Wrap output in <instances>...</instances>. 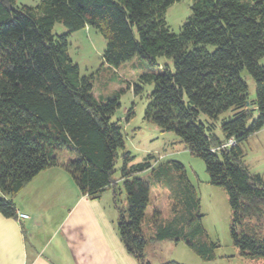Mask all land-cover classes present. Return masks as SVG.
I'll list each match as a JSON object with an SVG mask.
<instances>
[{"label":"trees","instance_id":"1","mask_svg":"<svg viewBox=\"0 0 264 264\" xmlns=\"http://www.w3.org/2000/svg\"><path fill=\"white\" fill-rule=\"evenodd\" d=\"M180 1L40 0L34 7H16L15 0H0L2 217L15 220L10 198L66 154L70 159L63 169L81 196L98 200L112 190L117 236L137 264H148V243L162 241L186 243L203 262L214 259L216 245L201 228L198 194L182 165L167 162L145 179L136 177L150 168L151 157L132 164L122 129L112 121L120 107L117 95L96 98L92 77L81 76L71 61L68 36L88 28L103 38L102 62L108 68L134 58L150 67H157L158 58L171 61V68L139 77L141 85L153 86L143 118L174 134L204 163L208 183L227 196L233 246L242 258L264 259V181L249 173L242 149L264 124V65L258 63L264 57V0H190V15L174 34L165 13ZM55 24L67 33L53 34ZM242 71L254 82L251 103ZM133 91L141 88L134 85ZM229 140L233 145L221 149ZM156 186L167 192L171 215L159 221L155 212L147 235L141 225ZM121 194L124 209L115 204Z\"/></svg>","mask_w":264,"mask_h":264},{"label":"rangeland","instance_id":"2","mask_svg":"<svg viewBox=\"0 0 264 264\" xmlns=\"http://www.w3.org/2000/svg\"><path fill=\"white\" fill-rule=\"evenodd\" d=\"M40 0H15V6L34 7ZM190 0H182L172 4L165 13V22L169 30L177 34L181 25L190 15ZM55 35L66 34L67 30L61 24H55L52 30ZM105 43L103 38L92 29H81L68 36V55L79 69L81 76L92 77V93L99 100H105L117 95L120 107L114 112L112 121L118 122L123 134L125 151L133 158L132 164H141L148 161L150 168L137 174L136 177L147 178L152 170L167 162H177L185 170L190 183L197 191L199 198L200 225L206 238L216 248L213 251L214 259L203 262L184 242L162 241L148 243L144 250L145 260L148 264H164L177 262L179 264H264V259L248 260L240 257L238 250L233 246L229 234L230 209L225 192L211 186L205 172L204 163L197 157L189 154L179 139L172 133H163L157 126L146 122L143 112L147 105V95L153 89L152 85H141L139 77L145 73H158L162 66L172 67L170 60L156 59L157 67H150L139 58L121 65L117 69L103 66L102 52ZM210 48V47H209ZM264 65V57L259 60ZM247 84L250 103L255 98V86L252 78L246 71L240 74ZM141 88L134 94L133 86ZM229 116L228 113L221 118ZM255 118V115H254ZM201 119L204 118L201 116ZM215 134L221 138L217 126ZM243 164L251 174L259 175L264 181V124L261 130L250 135L243 144ZM70 158L66 154L57 157L58 161ZM65 160V159H64ZM121 167L120 153L115 164L113 182H119ZM73 183V182H72ZM120 186L117 184V190ZM159 187L151 189L149 204L141 230L149 234L152 229V217L158 213V220L164 221L171 215L168 194H163ZM73 193L68 190L65 198L70 201ZM101 202L107 214L117 219L112 190H106L97 200ZM116 206L125 208L124 195L116 197ZM264 218V216H263ZM264 222V220H263ZM116 229V220H115Z\"/></svg>","mask_w":264,"mask_h":264},{"label":"crops","instance_id":"3","mask_svg":"<svg viewBox=\"0 0 264 264\" xmlns=\"http://www.w3.org/2000/svg\"><path fill=\"white\" fill-rule=\"evenodd\" d=\"M64 159L10 198L28 219L0 215V264H137L119 241L116 219L79 194L63 169L70 158Z\"/></svg>","mask_w":264,"mask_h":264},{"label":"built area","instance_id":"4","mask_svg":"<svg viewBox=\"0 0 264 264\" xmlns=\"http://www.w3.org/2000/svg\"><path fill=\"white\" fill-rule=\"evenodd\" d=\"M231 145H233V141L232 140H229L225 144L221 145L220 148L223 149V148L229 147ZM16 219H18V220H25V219H28V216L25 215V214L18 213Z\"/></svg>","mask_w":264,"mask_h":264}]
</instances>
